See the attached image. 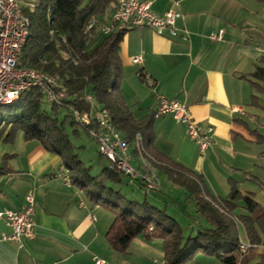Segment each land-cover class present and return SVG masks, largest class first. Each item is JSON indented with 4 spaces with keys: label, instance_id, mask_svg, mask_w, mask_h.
I'll return each mask as SVG.
<instances>
[{
    "label": "crops",
    "instance_id": "1",
    "mask_svg": "<svg viewBox=\"0 0 264 264\" xmlns=\"http://www.w3.org/2000/svg\"><path fill=\"white\" fill-rule=\"evenodd\" d=\"M147 1L159 15L179 12L182 16L175 26L186 29L189 38L159 35L148 26L129 28L119 45L120 93L136 119L151 115L157 96L163 95L184 102L203 127H213V143L200 156L183 125L171 114L153 118V148L201 174L207 195L220 200L230 191V178L238 182L241 179L236 178L243 173L247 179L245 174L264 158L263 144L251 132L257 131L264 115V94L253 87L251 76L264 56V0ZM109 10L101 16L104 22L110 18ZM219 29L224 30L222 39H209V33ZM135 56H141V61L133 62ZM99 109V105L92 108L91 114ZM10 145L0 141V162L7 155L12 169L0 175V211L20 209L25 196L32 193L34 227L33 236L23 238V247L18 248L15 242L1 240L10 229L0 219V264H94L93 256L104 259L105 264L164 261L163 240L143 234L131 241L127 254L112 249L105 233L114 214L88 198L85 201L74 184L63 183L60 172L64 166L59 156L45 150L36 139L25 140L20 149ZM129 162L155 176L158 185L153 190L160 194L153 193L152 201L147 197L151 204L159 207L153 202L167 196L165 192L184 191L153 163L140 165L132 145ZM125 179L128 183L136 180ZM140 184L144 195H149L141 181L137 182L139 190L143 189ZM242 236L246 238L244 229Z\"/></svg>",
    "mask_w": 264,
    "mask_h": 264
},
{
    "label": "trees",
    "instance_id": "2",
    "mask_svg": "<svg viewBox=\"0 0 264 264\" xmlns=\"http://www.w3.org/2000/svg\"><path fill=\"white\" fill-rule=\"evenodd\" d=\"M114 2L35 0L31 7H22L29 25L18 66L55 76L64 97L61 105L50 104L33 87L23 91L14 103L0 104V141L12 143L20 130L24 140L36 139L45 150L59 156L69 171L71 183L84 190L94 205L103 206L114 214L105 238L108 245L120 253L127 254L131 241L143 234L146 238L163 240L165 264H186L199 249L224 264H264V207L254 199L253 193L240 191L230 178V191L225 198L217 201L208 196L201 174L154 150L153 113L136 119L125 103L120 93L119 45L129 28L117 27L109 34L100 30L101 24L105 23L101 16L109 9L112 12ZM260 60L262 64H256L251 73L252 85L264 94V56ZM92 100L100 109L108 111L111 123L128 144H132L136 135L140 136L143 149L158 162L153 164L193 198L196 211L210 227L184 238L178 222L165 209L145 199H129L106 183L122 182V173L113 163L102 167L99 174L90 173L75 151L65 122L69 120L71 126H76L70 107L89 116ZM252 101L256 104L257 97L253 95ZM46 103L49 109L45 107ZM91 125L90 122L86 127ZM251 132L262 143L264 136L261 140L259 132ZM7 158V155L2 157L0 175L12 172ZM239 202L246 214L235 217L232 213ZM236 220L242 223L246 239L254 245L246 253L239 250ZM150 226L152 230H149Z\"/></svg>",
    "mask_w": 264,
    "mask_h": 264
},
{
    "label": "built area",
    "instance_id": "3",
    "mask_svg": "<svg viewBox=\"0 0 264 264\" xmlns=\"http://www.w3.org/2000/svg\"><path fill=\"white\" fill-rule=\"evenodd\" d=\"M20 0H0V104L14 103L20 94L29 88H37L44 100L50 104L61 105L64 92L55 76L32 69L19 67V57L28 36V17L22 11ZM182 15L174 10L159 15L151 9L147 0H115L113 10L107 22L102 23L100 30L109 34L117 27L133 28L148 26L159 35H168L188 40L186 29L179 30L175 26L176 19ZM93 22L89 24L91 27ZM224 30L210 32L208 37L219 41ZM133 62H140L141 56L132 57ZM72 119L95 139L99 153L114 164L116 170L130 179L142 182L147 190H153L158 185L155 176L146 174L129 162V149H135L140 165L147 166V162L158 163L146 152L139 135H136L132 144L123 139L110 121L107 110L99 109L95 115L80 114L76 109L69 108ZM171 114L173 118L184 127L187 137L193 141L200 156H204L211 147L214 132L211 125L203 127L192 116L188 106L177 99H168L163 95L157 96L153 110V117ZM91 126L86 127L89 123ZM60 176L65 185H70L69 171L64 168ZM83 205L82 201L79 202ZM34 197L32 193L25 196L24 204L20 209H5L0 211V219L10 229L9 233L1 236L2 241L15 242L18 248L23 247V238L33 236ZM152 230V227H149ZM254 245L246 238L239 237V250L246 253ZM94 264H105V260L93 256ZM155 264H165L156 261Z\"/></svg>",
    "mask_w": 264,
    "mask_h": 264
},
{
    "label": "rangeland",
    "instance_id": "4",
    "mask_svg": "<svg viewBox=\"0 0 264 264\" xmlns=\"http://www.w3.org/2000/svg\"><path fill=\"white\" fill-rule=\"evenodd\" d=\"M34 1L35 0H20L22 6L26 7H31ZM91 103L92 108L95 110L97 107V103L94 100H92ZM45 107L49 109L50 106L46 103ZM59 116L61 117L62 113H60ZM260 123L261 124L258 125L256 129L261 134L262 140L264 136V115L260 119ZM65 129L69 135L72 144L75 147V151L78 154V157L81 159V161L86 167H89L91 174H99L102 167L110 164L107 158L99 154L98 146L95 139L89 136L88 133L83 129V127L79 126L77 123L76 126H71L68 120L65 122ZM74 130H76V132ZM10 144L11 148L16 149H20L24 146L23 144H25V140L23 139V135L20 130L16 132L13 142ZM262 144L264 147V140H262ZM261 160L262 162L258 163L257 165H253L252 170L249 173L245 174L247 176V179H243V173H241L240 175L241 178H236L241 179L237 180L238 182H236V186L242 192H246L248 190L251 191L253 193L254 199L260 204L261 207H264V158ZM120 176L121 178H123L122 183L112 184L108 181L109 185L113 186L116 189H119L121 193L129 199L134 198L141 201L144 198L148 201L147 197L150 196L149 199L152 201L153 193L160 194L159 191L150 190L148 191L149 195L146 196L144 195L145 189L143 188V186L140 184L141 187L144 189H142V191L139 190V188L137 187V182L139 183L138 180H134L128 183L125 179L126 176L124 174H120ZM79 190L81 191L80 196L85 201H87V196L84 190L80 188ZM179 192L182 193H178L176 191L165 192L167 196L159 197L153 203H156L159 208L163 207L162 209H165L169 215L173 216L174 219H176L179 226L181 227L184 238H187L189 235H195L198 230H201L205 227H210V224L206 221V219L196 211L193 198L184 191L180 190ZM226 196H220V198H225ZM213 197L217 201H219V198H217L218 196L213 195ZM108 212L109 214H112L111 211L108 210ZM232 214L235 217L246 214L245 209L242 207V202L238 203V206L234 209ZM236 223L238 233L240 236H242V223L239 220H236ZM196 263L224 264L217 257L207 255L200 249L196 251V254L194 255L193 259L187 262L186 264Z\"/></svg>",
    "mask_w": 264,
    "mask_h": 264
}]
</instances>
